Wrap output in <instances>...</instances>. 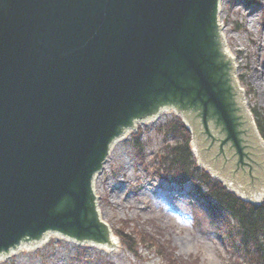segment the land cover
I'll return each mask as SVG.
<instances>
[{
    "label": "water",
    "instance_id": "water-1",
    "mask_svg": "<svg viewBox=\"0 0 264 264\" xmlns=\"http://www.w3.org/2000/svg\"><path fill=\"white\" fill-rule=\"evenodd\" d=\"M22 1L0 0V259L22 247H37L50 235L79 244L110 245L113 234L98 212L94 177L102 171L112 139L123 135L135 118L156 114L158 104L184 115L199 165L233 194L232 177L245 166H232L230 174L231 169L221 171L217 162L221 158L230 162L235 145L241 144L247 150L244 162L248 160L255 175L242 181L238 197L260 204L264 142L246 104L236 103L234 90L232 95L220 91L224 86L234 89L235 72L233 61L226 63L231 68L225 64L229 50L219 23L223 0H28L40 13L34 17L26 10L28 22L47 15L46 28L56 23L60 39L41 38L45 46L72 53L65 55L73 57L82 76L74 77L84 81L87 90L78 95V108L80 100L92 98L91 89L97 86L113 91L99 72L118 66L114 81L118 100L106 94L103 105L114 111L111 121H104L108 129L104 136L90 135L79 144L69 143L68 106H53L49 88L41 90L47 92L48 102L39 98L33 108V91L21 73L26 62L23 45L8 50L7 35L27 29L28 22L18 18ZM62 18L72 22L66 25L74 26L76 36L67 35L71 29L59 23ZM98 52L111 55L102 59L101 69L90 62L89 54Z\"/></svg>",
    "mask_w": 264,
    "mask_h": 264
},
{
    "label": "rangeland",
    "instance_id": "rangeland-1",
    "mask_svg": "<svg viewBox=\"0 0 264 264\" xmlns=\"http://www.w3.org/2000/svg\"><path fill=\"white\" fill-rule=\"evenodd\" d=\"M221 5L222 32L227 49L237 60L244 104L251 114L252 109L258 110L264 119V0H224ZM252 68L259 71L255 81L250 79ZM173 117L168 113L154 123L137 127L135 135L144 165L134 155L132 134L115 145L94 180L102 220L115 233L119 230L131 236V244H137L135 254L124 246L123 253L110 254L51 236L38 249H22L0 260V264H164L151 247L158 243H162L164 253L170 250L187 264H244L242 254L237 252L240 239L232 218L199 201L191 185L178 186L172 175L167 179L153 175L158 154L173 143L171 137L164 138L159 125ZM258 134L264 142L259 130ZM259 159L264 164V158ZM194 163L201 172L206 171L195 156ZM160 174L164 175L159 169ZM140 232L145 237L139 240Z\"/></svg>",
    "mask_w": 264,
    "mask_h": 264
},
{
    "label": "bare ground",
    "instance_id": "bare-ground-1",
    "mask_svg": "<svg viewBox=\"0 0 264 264\" xmlns=\"http://www.w3.org/2000/svg\"><path fill=\"white\" fill-rule=\"evenodd\" d=\"M84 1L86 3L95 2V0H84ZM22 2H23V4L21 5L22 7L19 10L20 13H22V15L18 18L20 21L23 22V24H25L29 20V15L27 16L26 13H24L26 10L28 13H30V15L33 14L34 17L39 16L40 13H38L37 11H33L34 7L31 4V2H29L28 0H23ZM45 20H50L47 15L41 16L37 18V20L35 19L33 24H31L32 23L31 21H33V18H31V21L28 22V24L24 25V27L27 28L24 34L17 35L16 33L12 32L7 35V37L10 38V43H9L10 45L8 47V50L14 49L16 51L20 48L19 47L20 45H23L21 54L24 58H26V62L23 65V67H21L22 68L21 73H24L23 78L25 81L28 82L27 83L28 89L30 88L33 91V92L29 91L30 101L34 103L33 108L35 107V102H37V99L39 98L40 99L44 98V100L48 102L47 92L41 91L44 86L45 88H49L51 90V91H48L51 97L49 99V102L54 101L53 106H55V104H60L61 106L64 105L65 107L68 106L67 112H69L70 114L68 116V120L66 124L68 125L67 132L70 135H72L71 136L72 138L70 139V142H69L70 144H79L81 141L84 140V138H88V136L90 135L96 136V135L103 134L102 136H104V132L107 131L108 129L106 126H104V121L105 120L111 121V119L114 116V111L111 110L112 108L111 105L105 104V107L103 105L106 101L105 97L107 95H112L116 102L118 100L117 95H116L117 88L114 82L116 80L115 70L116 71L118 70V66L116 67L114 66V68H112L111 71L105 72V70H103L102 68L104 66L100 67L98 65L104 61L102 60L104 57H108L111 55H109V53H101V52H98L97 54H89L90 56H92L91 60L89 59L90 62L92 63L91 66L97 67V69L102 68L99 72V77L100 78L101 76L107 77L108 80L106 84L107 85L111 84V87H113L114 89L112 91V88L109 87L111 90V91L109 90L110 92H108L109 88H105L103 86H99V87L97 86L94 89H91L92 98L80 100L79 108H78L77 107V103L79 102L78 101L79 99H77L78 95H85V92L87 91L84 86V81L79 82L80 80L77 78V77L80 78L82 76L78 72L76 65L71 61L73 57H67L65 55L66 51L60 50L59 47L57 48L53 46L51 47L50 44H49L50 47L45 46L44 41H47V39L49 38L52 39L56 37L57 39H60L59 37L60 34H58V32L56 33L57 27L55 26L56 25L55 21L50 23V25L53 24L52 29L50 28L51 29L50 31V29L46 28V26H44L43 24ZM59 23H61V25L65 26L67 29H71L67 33L68 36L77 35L76 33L77 31L74 30V26L71 25V27L70 26L67 27L66 25L72 22H69L67 19L62 18ZM219 23H220V18H219ZM33 27H36V29L32 30L31 28ZM85 28H82L80 30V33L81 35H83V37L85 35L84 33ZM16 31H18V28ZM71 32H74V33H71ZM41 38H44V41H41ZM76 42L79 43L80 42L79 39H77ZM70 48L71 46L69 47V49ZM66 53L69 55H72V53L70 52H66ZM228 53H229L227 56L228 59H226L225 64L228 62V64L231 65L230 60L233 61L235 72L233 74L231 83L234 89H229L228 86H224V88L220 91L223 92L226 90L227 94L232 95L231 93L234 90V94L236 95V103L241 102L244 104L243 102L244 100L243 92L244 91L241 88V84L237 78V60L233 53L232 54L230 52ZM111 54H113V52ZM109 60H111V58ZM107 63H109V61H107ZM64 64H66L67 67L63 69L61 67H63ZM229 65L226 64L228 68H231ZM122 70L125 71V68H122ZM251 71L252 73L250 74V79L252 81H255L259 75V71L253 68ZM110 74H112L111 77H109ZM76 75L77 77H74ZM11 81L12 80L9 78L8 82L11 83ZM85 84H86V78H85ZM4 90H6V88H4ZM23 91H24V88H22L20 92L24 94ZM38 95H41V96L38 97ZM156 107L158 111L156 112V114H153V116L151 115L145 116V118H135L133 120V123L127 126L130 128L125 130L123 135H120L112 139V141L109 143L110 144L109 151L107 153V157L105 161H107L109 154H111L110 152L114 150L116 144H119V142L123 141V139H126L127 137L133 134V138L130 143L134 149V155L137 156L138 160L142 163V165H144L143 159L141 158V155L139 154L141 152V149H140L141 146L139 145V142H138L139 137L135 135L137 133L136 129L139 125L154 123L157 121V119L167 115L168 113H171L174 117L168 120L167 122H165L164 124L159 125L161 126L159 130L162 131V135L164 136V138L166 136H167L166 138L168 137L172 138L171 141L173 143L171 144L168 143L166 146L175 144L177 138H174V134H172L171 132H168V134H166L165 128L168 126V124H171L175 122L176 120L178 121L185 120L184 115L179 112L174 111L173 108H166L165 106L161 107V104L156 105ZM240 114L242 117H245V118L247 117L243 113H240ZM187 132H188L189 141H190L189 149L196 151L195 144L191 145L192 133L189 131ZM66 141H69V140L67 139ZM242 142L243 144H245L244 139L242 140ZM235 147L237 149L234 150V157L231 158L230 162L224 161V159L221 158L220 159L221 162H217V167L221 171H226L227 168L231 169L232 171H229L228 173L234 174L233 168H231L232 166H236L237 164H241L245 166L244 170L240 171L239 174L238 173L236 174L235 172V176H233L232 178L236 177V179L233 180V182L230 181L231 182L230 188L235 190L234 192L236 193V195H238L241 191H243L242 189L238 188L239 186L243 185L242 181L245 180L246 182L249 176L252 177L255 174L253 173V171H251V167L248 163V160H246L247 163L244 162L245 157L243 156V154L247 153L246 152L247 150L244 149L243 146L239 143H237ZM162 149L164 150V148ZM164 152L161 154H158L156 160L154 161L155 168H161L164 170V168L162 167V164H164L162 162L163 157L165 155ZM239 157L241 158V160L239 159ZM164 165L166 166V164ZM249 185H253V184L249 183ZM100 247L104 249V252H109L110 254H114L117 252L123 253L121 250V245H119V241L115 236L110 238V245L106 244ZM24 248L25 247H22L19 250H22Z\"/></svg>",
    "mask_w": 264,
    "mask_h": 264
},
{
    "label": "trees",
    "instance_id": "trees-1",
    "mask_svg": "<svg viewBox=\"0 0 264 264\" xmlns=\"http://www.w3.org/2000/svg\"><path fill=\"white\" fill-rule=\"evenodd\" d=\"M251 112L255 117V124L258 126L259 133L264 138V119L258 110L252 109ZM165 130L166 134L168 132L174 134V138L177 140L175 144L164 148L165 155L162 162L166 166L162 164L164 170L156 168L155 174L159 175L160 169L164 173V175L160 174L161 177L167 179L168 176L172 175L180 186L191 185L192 194L199 201L206 203L213 210L217 209L218 213H223L232 218L237 225V235L240 239V247L237 252L242 254L240 258L243 256L244 264H264V200L259 206L244 203L226 191L220 183L212 180L207 173L201 172L194 163L193 154L189 149L188 132L180 121L168 124ZM169 146L172 147L169 148ZM116 233L120 236L121 243L135 253L133 248L137 244H131L133 243V239L130 240L131 236L119 230ZM140 234L142 237L139 240L145 237L143 232ZM230 242L233 244L232 240ZM141 243L145 244L146 242ZM161 245L162 243L152 244L151 247L156 250V254H159L165 264H187L178 259L170 250L164 253Z\"/></svg>",
    "mask_w": 264,
    "mask_h": 264
}]
</instances>
